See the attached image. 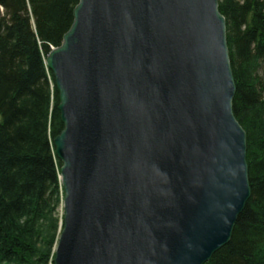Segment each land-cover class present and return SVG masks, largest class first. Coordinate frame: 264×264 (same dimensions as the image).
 I'll return each instance as SVG.
<instances>
[{
    "label": "water",
    "instance_id": "water-1",
    "mask_svg": "<svg viewBox=\"0 0 264 264\" xmlns=\"http://www.w3.org/2000/svg\"><path fill=\"white\" fill-rule=\"evenodd\" d=\"M45 64L54 264H205L229 243L251 191L218 0H78Z\"/></svg>",
    "mask_w": 264,
    "mask_h": 264
},
{
    "label": "trees",
    "instance_id": "trees-1",
    "mask_svg": "<svg viewBox=\"0 0 264 264\" xmlns=\"http://www.w3.org/2000/svg\"><path fill=\"white\" fill-rule=\"evenodd\" d=\"M78 0H0V264H54L63 189L53 140L63 130L45 64ZM246 134L251 196L231 239L205 264H264V0H218Z\"/></svg>",
    "mask_w": 264,
    "mask_h": 264
}]
</instances>
